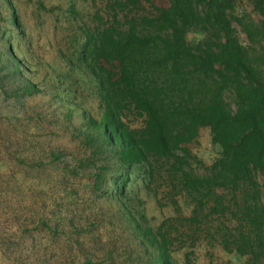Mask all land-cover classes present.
Here are the masks:
<instances>
[{
	"label": "trees",
	"instance_id": "16d2710c",
	"mask_svg": "<svg viewBox=\"0 0 264 264\" xmlns=\"http://www.w3.org/2000/svg\"><path fill=\"white\" fill-rule=\"evenodd\" d=\"M5 2L0 0V28L8 32L18 22ZM252 3L258 22L237 14L235 0H109L105 17L96 13L92 26L67 44L68 64L93 79L102 109L99 120L87 122L84 112L77 113L82 121L76 138L86 151L82 164L95 169V189L102 182L117 200L116 213L143 249V264H177L175 248L200 241L245 257L247 264H264V0ZM189 34L201 39L189 40ZM0 56L3 70L20 76L21 61L10 45L1 44ZM21 90L32 95L27 80ZM136 121L141 126L132 128ZM200 128H209L220 149L203 175L186 169L196 159L185 145ZM103 162L113 168L95 167ZM136 172L147 187L166 174L190 215L182 217L176 208V217L151 226L137 201L138 209L127 198ZM52 215L36 213L31 221L38 232L62 237L63 218L56 220L55 210Z\"/></svg>",
	"mask_w": 264,
	"mask_h": 264
},
{
	"label": "rangeland",
	"instance_id": "374dc122",
	"mask_svg": "<svg viewBox=\"0 0 264 264\" xmlns=\"http://www.w3.org/2000/svg\"><path fill=\"white\" fill-rule=\"evenodd\" d=\"M7 2L11 3L8 10L12 7L17 15L18 29L0 28V46L15 50L22 73L13 76L3 70L0 56V264H143V249L125 232L116 213L117 200L102 182L100 190L95 189V169L82 164L86 151L75 132L82 121L77 113L84 112L87 122L99 120L102 109L94 95L93 79L68 64L72 49L67 44L83 28L92 26L94 15H102L109 0ZM252 2L235 0V12L249 14L258 22ZM4 16L0 9L1 27ZM235 27L246 45L245 35ZM188 39L201 36L189 34ZM26 80L31 85L30 96L21 90ZM226 101L233 109L230 95ZM130 126L139 128L141 122ZM185 147L196 159L186 169L197 175L205 174L220 154L209 128H200L197 138ZM66 165L69 171L61 174ZM105 166L113 168L104 162L95 164L98 169ZM63 175L66 181L62 183ZM143 178L139 172L132 175L127 198L134 199L136 209L138 203L151 226L176 217V208L178 215H190L186 199L169 187L166 174L149 187ZM54 210L56 220L63 218L62 237L38 232L31 221L36 213L48 218ZM186 253L190 264H247V258L204 241L193 248L188 243L175 248L172 257L177 264H185Z\"/></svg>",
	"mask_w": 264,
	"mask_h": 264
}]
</instances>
